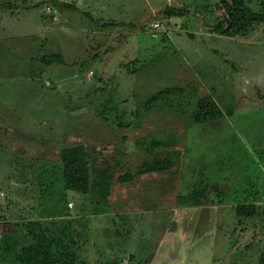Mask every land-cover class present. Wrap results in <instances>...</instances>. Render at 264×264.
I'll return each instance as SVG.
<instances>
[{
  "label": "rangeland",
  "instance_id": "rangeland-1",
  "mask_svg": "<svg viewBox=\"0 0 264 264\" xmlns=\"http://www.w3.org/2000/svg\"><path fill=\"white\" fill-rule=\"evenodd\" d=\"M218 2L0 0L4 264H16L4 243L32 242L28 223L54 237L68 226L79 264H264V23L241 37L212 33ZM170 6L184 14L166 15ZM51 54L61 63L41 62ZM206 95L223 116L195 123ZM117 116L132 127L119 129ZM168 138L180 150L174 168L118 186L105 207L64 191L55 172L59 150L74 145L94 167L133 172L168 155L136 141ZM211 183L222 204L177 206L178 193ZM241 202L260 214L238 220Z\"/></svg>",
  "mask_w": 264,
  "mask_h": 264
},
{
  "label": "trees",
  "instance_id": "trees-1",
  "mask_svg": "<svg viewBox=\"0 0 264 264\" xmlns=\"http://www.w3.org/2000/svg\"><path fill=\"white\" fill-rule=\"evenodd\" d=\"M258 8L253 9L247 5L246 0H219L214 23L210 31L227 37H241L249 28L264 23V0H256ZM163 12L168 16L183 15V8L167 7ZM44 64L61 63L59 54L43 56ZM158 91L152 94L144 106H149L162 98L164 93ZM96 114L107 121L105 109H96ZM223 116L222 110L211 98L201 96L196 101L195 110L191 120L195 123L219 119ZM119 129L132 127L130 121L123 116H117L115 121ZM138 126V125H137ZM138 150L145 154H153L156 150H167L164 157H153L151 160L142 161L133 172L125 171L119 175L110 173L109 170L94 167L87 158L82 145L62 147L58 152L55 172L59 174V180L64 191L77 193L87 199L96 207H105L117 196L118 186L128 185L137 178H145L149 174L167 173L174 168V163L180 156V150L174 147L176 142L172 138L159 141L156 139H142L135 142ZM213 194L214 197L209 198ZM120 193L118 194V196ZM223 191L215 183L202 186H194L191 191L176 195V204L181 207L198 208L204 205H220L223 203ZM233 211L238 220L252 218L260 214L259 207L254 202H241L234 205ZM70 225V221H68ZM28 234L32 242L20 246L14 250L9 242L4 243V250L11 253L16 264H79L77 244L68 233L69 228L61 227L57 236L49 234L47 229L35 230L33 224H26ZM68 231V232H67ZM17 242V241H16ZM14 242L13 244H16ZM4 259L0 263L4 264Z\"/></svg>",
  "mask_w": 264,
  "mask_h": 264
},
{
  "label": "built area",
  "instance_id": "built-area-1",
  "mask_svg": "<svg viewBox=\"0 0 264 264\" xmlns=\"http://www.w3.org/2000/svg\"><path fill=\"white\" fill-rule=\"evenodd\" d=\"M153 26L155 27V26H157V24H154Z\"/></svg>",
  "mask_w": 264,
  "mask_h": 264
}]
</instances>
